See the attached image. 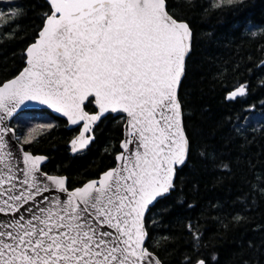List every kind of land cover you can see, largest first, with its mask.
<instances>
[{"label": "water", "instance_id": "obj_1", "mask_svg": "<svg viewBox=\"0 0 264 264\" xmlns=\"http://www.w3.org/2000/svg\"><path fill=\"white\" fill-rule=\"evenodd\" d=\"M46 1L24 68L0 86V264H162L145 247V218L187 162L179 89L192 31L165 0ZM33 110L79 128L72 155L103 118L124 116L115 166L69 190L17 140L12 120Z\"/></svg>", "mask_w": 264, "mask_h": 264}, {"label": "trees", "instance_id": "obj_2", "mask_svg": "<svg viewBox=\"0 0 264 264\" xmlns=\"http://www.w3.org/2000/svg\"><path fill=\"white\" fill-rule=\"evenodd\" d=\"M192 46L179 89L189 141L174 188L145 218V247L162 264H264V0H165ZM51 13L46 0H0V86L24 68L26 48ZM243 85L245 94L226 101ZM85 110L95 112L93 100ZM124 116L108 115L94 141L72 155L78 132L47 110L11 122L17 140L65 176L69 190L113 168Z\"/></svg>", "mask_w": 264, "mask_h": 264}]
</instances>
